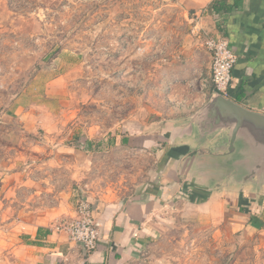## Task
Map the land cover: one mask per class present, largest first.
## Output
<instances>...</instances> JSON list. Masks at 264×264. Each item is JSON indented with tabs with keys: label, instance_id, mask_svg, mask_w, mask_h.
I'll list each match as a JSON object with an SVG mask.
<instances>
[{
	"label": "rangeland",
	"instance_id": "obj_1",
	"mask_svg": "<svg viewBox=\"0 0 264 264\" xmlns=\"http://www.w3.org/2000/svg\"><path fill=\"white\" fill-rule=\"evenodd\" d=\"M186 30L171 0H0V111L22 98L29 117L6 125L0 163L13 182L30 181L28 197L17 195L25 205L31 192L50 201L71 190L76 208L80 196L158 187L160 155L184 142L162 109ZM135 131V145L124 143ZM174 204L159 208L139 255L123 264H264V231L238 223L241 204L218 203L209 217Z\"/></svg>",
	"mask_w": 264,
	"mask_h": 264
},
{
	"label": "crops",
	"instance_id": "obj_2",
	"mask_svg": "<svg viewBox=\"0 0 264 264\" xmlns=\"http://www.w3.org/2000/svg\"><path fill=\"white\" fill-rule=\"evenodd\" d=\"M171 1L180 8L187 30L181 39L183 57L173 56L166 67L171 87L168 92L170 102L166 98L162 109L164 116L189 115L204 105L214 91L212 55L206 47L210 36L227 37L238 54L230 87L233 95L228 97L264 113V0H228L229 4H235L232 9L216 13L211 9L215 0ZM239 93H242L241 98H236ZM25 107L20 98L1 109L0 139H8L10 133H7L6 125L13 119H20L21 124L27 122L29 117L22 116ZM130 134L122 139L128 137V145L133 144L138 133ZM144 138L149 140L150 136ZM182 143L191 142L184 140ZM1 146L7 156L11 146L7 143ZM145 146L142 151H147ZM0 165V264H123L139 255L140 246L146 241L144 236L148 238L153 233L154 216L168 201L182 206H189V202L195 212L208 217L218 203H239L238 209L244 213V219H239L238 223L245 222L249 229L264 231V193L223 188L212 191L205 201L191 202L188 199L191 195L202 198L206 185L201 184L199 177L194 180L196 175L191 163L181 168L179 161L172 159L164 171L159 190H154L155 187L151 190L153 181H150L124 197L118 193L99 197L88 194L101 229V241L96 251L86 253L81 245L71 241L59 229L76 214L71 190L66 192L69 197H62V193L59 196L50 194V201L45 200V194L40 195L42 191L31 192L29 197L35 201L25 205V200L17 195L21 193L28 197L30 181L13 182L7 174L10 172L7 163ZM20 186L24 190H20ZM36 186L40 187V184ZM17 198L21 200L20 206L13 208Z\"/></svg>",
	"mask_w": 264,
	"mask_h": 264
},
{
	"label": "water",
	"instance_id": "obj_3",
	"mask_svg": "<svg viewBox=\"0 0 264 264\" xmlns=\"http://www.w3.org/2000/svg\"><path fill=\"white\" fill-rule=\"evenodd\" d=\"M170 128L174 140L191 143L168 145L160 155L162 168L165 171L172 159L179 161L181 168L191 163L194 180L199 177L206 185L202 198L191 195V202L205 201L212 191L223 188L264 193L263 112L213 91L204 105L171 121ZM154 187L159 190V185Z\"/></svg>",
	"mask_w": 264,
	"mask_h": 264
},
{
	"label": "built area",
	"instance_id": "obj_4",
	"mask_svg": "<svg viewBox=\"0 0 264 264\" xmlns=\"http://www.w3.org/2000/svg\"><path fill=\"white\" fill-rule=\"evenodd\" d=\"M206 47L212 55V84L214 91L229 95L233 69L238 54L224 36H210ZM75 217L59 227L71 241L81 245L86 253L96 251L100 246L101 229L94 216V207L89 197L80 196L76 202Z\"/></svg>",
	"mask_w": 264,
	"mask_h": 264
},
{
	"label": "trees",
	"instance_id": "obj_5",
	"mask_svg": "<svg viewBox=\"0 0 264 264\" xmlns=\"http://www.w3.org/2000/svg\"><path fill=\"white\" fill-rule=\"evenodd\" d=\"M234 5L229 4V1L228 0H215L213 2L212 6H211L212 7L211 9L215 13L216 12H221V11H230ZM242 93L236 94L235 97L236 98H241ZM229 95H233V91H232L231 88L229 89ZM123 142L124 143H127L128 142V137H124V141ZM85 144L86 143L78 144L77 147L80 148V149H86V147L84 146ZM241 208H243V207H241Z\"/></svg>",
	"mask_w": 264,
	"mask_h": 264
}]
</instances>
